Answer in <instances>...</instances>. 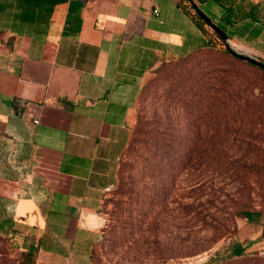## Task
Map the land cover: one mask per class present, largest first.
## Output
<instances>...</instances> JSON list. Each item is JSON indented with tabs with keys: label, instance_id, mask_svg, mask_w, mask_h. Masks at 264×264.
I'll return each mask as SVG.
<instances>
[{
	"label": "crops",
	"instance_id": "0c3cea01",
	"mask_svg": "<svg viewBox=\"0 0 264 264\" xmlns=\"http://www.w3.org/2000/svg\"><path fill=\"white\" fill-rule=\"evenodd\" d=\"M194 1L264 62V0ZM213 41L178 0H0V237L88 264L145 77Z\"/></svg>",
	"mask_w": 264,
	"mask_h": 264
},
{
	"label": "rangeland",
	"instance_id": "374dc122",
	"mask_svg": "<svg viewBox=\"0 0 264 264\" xmlns=\"http://www.w3.org/2000/svg\"><path fill=\"white\" fill-rule=\"evenodd\" d=\"M97 213L88 264H207L235 240L242 255L208 264H264V70L219 43L159 61ZM35 256L0 237V264Z\"/></svg>",
	"mask_w": 264,
	"mask_h": 264
},
{
	"label": "trees",
	"instance_id": "16d2710c",
	"mask_svg": "<svg viewBox=\"0 0 264 264\" xmlns=\"http://www.w3.org/2000/svg\"><path fill=\"white\" fill-rule=\"evenodd\" d=\"M178 3L180 5H184V7L186 8V11L198 23V25L203 29V31L213 38V40H214L212 42L213 44L209 45L207 49L213 48L217 43H219L221 45H224L223 42H222V40H221V38H220V36L215 31H213L209 26H207L204 23V21L199 17V15L193 9L192 5L187 0H178ZM215 24L217 26H219L217 23H215ZM226 51H227V49H226ZM233 57L234 58H237L235 56H233ZM237 59H239V58H237ZM253 216H254V214H252L250 212H246L245 213V217H247V218H251ZM262 232L264 233V226H262ZM28 251H30V250H28ZM243 252H244V248H243L242 243L240 241H236L235 240V241H232L229 245H227L225 247L224 252H220V253L217 252L213 256H211L209 258L207 264L210 263V262H215V263L223 262V261H225V260H227L229 258H233V257H236V256H240V255L243 254Z\"/></svg>",
	"mask_w": 264,
	"mask_h": 264
},
{
	"label": "water",
	"instance_id": "95a60500",
	"mask_svg": "<svg viewBox=\"0 0 264 264\" xmlns=\"http://www.w3.org/2000/svg\"><path fill=\"white\" fill-rule=\"evenodd\" d=\"M193 7V9L195 10V12L199 15V17L204 21V23L209 26L213 31H215L221 38L225 48L227 49V51L239 58L242 61L248 62L250 64H253L257 67H259L260 69L264 70V62H261L259 60H257L255 57L250 56L248 54H245L243 52H240L234 48H232V46L229 44V42L227 41V35L224 33V31L217 26L206 14L205 12L196 4V2L194 0H187Z\"/></svg>",
	"mask_w": 264,
	"mask_h": 264
},
{
	"label": "built area",
	"instance_id": "2783aa9c",
	"mask_svg": "<svg viewBox=\"0 0 264 264\" xmlns=\"http://www.w3.org/2000/svg\"><path fill=\"white\" fill-rule=\"evenodd\" d=\"M156 10H154V13L156 14ZM258 255L262 258H264V248L260 249L259 252H258Z\"/></svg>",
	"mask_w": 264,
	"mask_h": 264
}]
</instances>
